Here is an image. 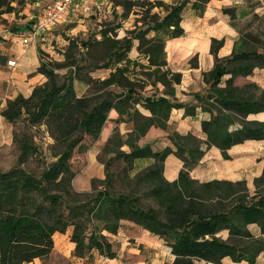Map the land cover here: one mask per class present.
Masks as SVG:
<instances>
[{
    "label": "trees",
    "instance_id": "obj_1",
    "mask_svg": "<svg viewBox=\"0 0 264 264\" xmlns=\"http://www.w3.org/2000/svg\"><path fill=\"white\" fill-rule=\"evenodd\" d=\"M208 1L194 0L192 6L202 12ZM26 2L0 0V16L17 15ZM110 2L121 8L119 20L101 23L98 31L83 40H70L63 62L42 61L37 68L45 82L35 85L29 96L18 94L0 108V116L12 126L19 122L25 126V130L13 131V141L19 146L16 164L0 170V264L47 257L53 234L68 228L73 255L85 258L95 250L113 258L116 251L108 234H116L124 220L164 241L174 256L164 264H222L224 257L254 263L264 253V170L254 179L253 193L245 181L200 182L190 171L212 146L227 157L232 145L264 139V122L246 120L249 114L264 111V90L252 82L234 84L237 76L264 68V13H254L242 27L229 56L218 58L223 40L212 39L210 51L215 60L213 68L203 72L206 92L195 93L196 102L188 104L175 97L181 73L168 66L165 43L167 38L183 34L181 15L190 0ZM132 12L137 15L135 27L118 37L121 21ZM225 12L232 16V9ZM31 23L11 29L18 32ZM134 40L145 63L129 56ZM79 50L84 65L76 58ZM3 60L0 56V62ZM191 64L196 66V62ZM61 68H67L62 75ZM96 69L109 72L103 78L93 77L91 72ZM226 74L230 77L220 86ZM76 80L86 85L81 95ZM197 107L210 113L209 119L201 121L205 139L173 131L167 135L172 146L154 150L153 143H140L150 128L167 129L173 108L195 115ZM111 110L117 117L104 144L108 152L103 161L105 177L93 178L90 191H77L72 157L99 139ZM122 122L131 129L121 133L118 125ZM235 125L238 127L233 128ZM36 126H42L52 139L48 145L51 160L43 158L45 165L38 174L24 167L43 156L42 146L27 130ZM169 154L183 162L174 181L163 175ZM139 159L149 163L135 171ZM250 224L259 227L258 236L249 230ZM223 230L228 233L226 238L219 234Z\"/></svg>",
    "mask_w": 264,
    "mask_h": 264
},
{
    "label": "crops",
    "instance_id": "obj_2",
    "mask_svg": "<svg viewBox=\"0 0 264 264\" xmlns=\"http://www.w3.org/2000/svg\"><path fill=\"white\" fill-rule=\"evenodd\" d=\"M27 1L30 3L24 10H29V13L27 11L26 14L30 18L27 19L34 23L44 8L53 0ZM164 1L172 2L173 0ZM193 1L190 0L182 11L180 26L184 31L183 34L178 37L167 38L165 43L168 66L181 73V81L175 85V97L178 102L188 104L196 102L195 93L204 94L206 92L207 85L203 79V72L210 71L215 60L214 54L210 51L212 39L223 40L217 49L216 56L218 58L229 56L235 41L239 38L242 27L251 20L254 13H264V0H209L202 12L192 6ZM85 6L88 7L87 11H84ZM104 8L107 12L115 11L116 14L121 11L120 7H113L110 0H90L89 4L85 0H74L61 24L76 21V16L80 14L81 10L86 13L85 16L100 15L101 9ZM225 9H232V16L225 12ZM131 16L137 17L136 14H131ZM119 19L117 17V20ZM32 23L28 28L18 32L11 29L12 31L0 33L1 43L11 42V47L5 49L6 51L4 49V51H0V56L10 54L7 59L2 56L4 60L0 62V108L5 107L7 100L18 94L25 97L29 96L35 85L46 81L45 75L37 71L41 63L39 49L35 42L45 40L49 31L56 29L57 26L51 30L38 33L34 41L31 40L24 44L22 40L29 32ZM134 27L135 24L130 18L123 19L120 37ZM150 35H153V32H150ZM18 36H23L21 45L16 42ZM136 45L137 41L134 40L129 56L132 59L137 58L146 62V58L137 52ZM8 60H14L15 65L8 66L6 64ZM191 61L196 62V66L192 65ZM229 77V74L224 75L220 86H223L225 79ZM249 82L257 84L264 90V68H254L251 74L237 76L234 80V84L238 86ZM85 90L86 85L79 95L83 94ZM141 111L144 114H149L145 109H141ZM116 117V111L111 110L107 122ZM209 118L210 113L201 110L200 107L196 108L195 115H184V108H173L170 112L167 129L152 127L142 139L145 138V142L153 143L154 150L162 149L167 145L172 146L167 135L173 131L179 134L191 132L199 138L205 139V134L201 129V121ZM246 120L264 122V111L249 114ZM122 125L124 129H121V133L131 129L130 125L125 127L126 123L124 122ZM232 127L235 128L238 125ZM109 134L107 131L104 133L103 127L100 136L107 140ZM148 163V160H136L135 171ZM182 167L181 159L174 154H169L164 161L163 175L165 179L168 181L176 180ZM263 170L264 139H248L227 149V157H223L220 149L215 146L208 148L200 161L191 169L190 176L200 182L211 180L245 181L248 190L253 193L255 189L254 179L259 177ZM73 184L75 185L74 182ZM249 230L255 236L260 234L259 227L255 224H250ZM70 233L71 228H68L65 233L55 232L50 254L43 259L34 258L32 261L23 264H164L172 262L174 258L170 248L165 245L161 238L126 220L121 221L116 234H108L116 251V256L113 258L100 255L95 250L91 252L89 257H76L73 255L74 243L70 241ZM219 234L223 238L228 235L226 230ZM206 264L214 263L208 262ZM222 264H264V253H260L254 263L234 262L231 258L224 257Z\"/></svg>",
    "mask_w": 264,
    "mask_h": 264
},
{
    "label": "rangeland",
    "instance_id": "obj_3",
    "mask_svg": "<svg viewBox=\"0 0 264 264\" xmlns=\"http://www.w3.org/2000/svg\"><path fill=\"white\" fill-rule=\"evenodd\" d=\"M29 3L30 2L27 1L23 10H21L17 15L11 13L3 14L2 16H0V33H4L9 30L12 31V27L23 25L28 21L27 18L29 16H27L26 12L28 11L29 13V10L27 9L26 11L24 9ZM29 9L31 8L29 7ZM100 13V15L93 14L85 16L86 13L82 12L81 10L80 14L76 16V21L68 22L65 24H58L56 29L49 31V34L45 37V40L36 41L35 44L39 49L38 52L40 63L42 61L63 62L66 54V46L68 45L70 40H83L88 35L94 33L95 31H98L101 27V23L106 24L110 21H113V18H116L118 16L115 11L107 12L106 8L101 9ZM131 14L133 15L134 13H130L127 18H130V20H132V23L135 24L136 18L131 16ZM110 16L112 17L110 18ZM119 17L121 18L120 15ZM117 33L118 37H120V34L122 33L120 28L117 29ZM22 38L23 36H18V40L16 42L20 44ZM9 47H11V42H3L1 43L0 51H4L5 49L7 50ZM82 53L83 52L79 50V52L76 51L75 55L78 62L81 65H84V61L81 55ZM2 56L7 59L10 57V54H3ZM139 60L145 63L143 60ZM66 70L67 68H61L60 70H58V72L60 75H62L66 72ZM83 70L85 73L87 70L86 67ZM107 74L108 70L106 69H96L91 72V75L93 77L103 78ZM84 86L85 84L83 82H80L79 80L75 81V88L78 94L83 91ZM149 89L150 86H147L148 91H150ZM122 124L123 122L118 125L120 131L122 128L124 129V126ZM128 125L129 124H126L125 127H127ZM115 126L116 123L114 120L106 122L104 125V133L107 131L108 133H110V137ZM24 127V124L21 122H19L16 126H12V124L7 122L2 116H0V170H8L16 164L19 154V146L13 141V131L14 129L25 130ZM27 130L34 135L37 143L42 146L43 156L29 161L24 165V167L38 174L45 165L43 158H46V162L51 160L50 153L48 152V145L52 143V139L44 132V128L42 126H36L33 128L31 127ZM102 137L100 136L99 139H97L93 144H90L88 150L84 152H76L72 157V166L76 172L75 177L72 181L75 183V185L73 184V187L77 191H90V181H92L93 178L101 180L105 177L103 161L108 156V152L104 151V144L106 143V140ZM142 143H145V138L142 139L141 144ZM122 149H126V147L123 146ZM88 261L91 262L90 260Z\"/></svg>",
    "mask_w": 264,
    "mask_h": 264
},
{
    "label": "built area",
    "instance_id": "obj_4",
    "mask_svg": "<svg viewBox=\"0 0 264 264\" xmlns=\"http://www.w3.org/2000/svg\"><path fill=\"white\" fill-rule=\"evenodd\" d=\"M74 0H53L42 11L38 19L32 23L29 32L23 38L24 44L34 41L38 33L48 31L63 23L66 15L70 10V6ZM89 4L90 0H85ZM88 7H84V11H87ZM8 66H14V60H8L6 63Z\"/></svg>",
    "mask_w": 264,
    "mask_h": 264
}]
</instances>
